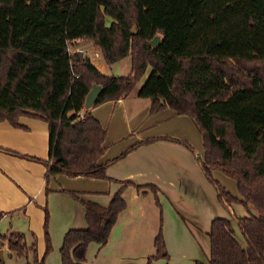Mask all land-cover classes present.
Instances as JSON below:
<instances>
[{
  "label": "trees",
  "instance_id": "16d2710c",
  "mask_svg": "<svg viewBox=\"0 0 264 264\" xmlns=\"http://www.w3.org/2000/svg\"><path fill=\"white\" fill-rule=\"evenodd\" d=\"M81 42L95 47L106 65L129 56L130 72L105 74L86 53L69 52ZM148 68L137 95L149 99L150 113L168 107L192 117L202 137L197 161L217 198L255 209L212 218L208 260L197 264H264V0H0V121L18 127L25 115L46 122L47 159L29 157L47 166L46 179L108 178L111 161L149 141L100 163L106 130L91 113L128 95ZM94 84L100 92L85 107ZM215 169L234 179L238 196L213 178ZM123 183L106 206L83 201L86 225L64 233L60 264H83L89 242L107 241L126 205L122 191L131 182ZM44 211L41 255L36 238L28 243L21 232H0V249L7 243L25 264H45L52 244ZM154 247L143 264L168 258L161 230Z\"/></svg>",
  "mask_w": 264,
  "mask_h": 264
},
{
  "label": "crops",
  "instance_id": "0c3cea01",
  "mask_svg": "<svg viewBox=\"0 0 264 264\" xmlns=\"http://www.w3.org/2000/svg\"><path fill=\"white\" fill-rule=\"evenodd\" d=\"M88 45L84 43L82 47L86 50ZM95 53L91 62L99 71L109 75L130 72L129 56V62L124 57L126 60L106 65L97 49ZM123 61L127 62L125 66ZM133 90L91 109L106 130L105 149L98 162L112 160L133 144L149 140L111 161L105 170L108 178L57 174L46 179L47 166L36 160L47 159L46 122L25 115L19 116L18 127L0 121V232L7 236L21 232L27 242L35 237L41 255L47 209L52 250L46 255L45 264H60L59 247L64 233L69 228L85 227L83 201L106 206L127 180L131 183H126L122 191L124 209L118 213L104 244L88 243L83 264H143L155 252L154 238L159 230L168 258H158L154 264L207 263L210 221L229 216L218 210L215 187L197 161L203 154L198 125L192 117L168 107L150 113L149 99L139 97ZM170 137L186 141L192 149L167 139ZM212 176L238 196L234 180L216 169ZM139 185L146 187L139 189ZM70 191L76 192L77 197ZM228 209L231 217L234 207ZM237 212L242 213L240 208ZM232 224L242 242L236 222ZM4 251H8L7 243L1 248L2 259Z\"/></svg>",
  "mask_w": 264,
  "mask_h": 264
},
{
  "label": "rangeland",
  "instance_id": "374dc122",
  "mask_svg": "<svg viewBox=\"0 0 264 264\" xmlns=\"http://www.w3.org/2000/svg\"><path fill=\"white\" fill-rule=\"evenodd\" d=\"M159 37L158 36H155V40H157ZM82 45H83V43L81 42V43H79L78 44V46L79 47H82ZM84 47V46H83ZM73 48V47H72ZM86 50L88 51V53H89V56H90V58H91V60H95V58H96V53H95V51H96V49L94 48V47H92L91 45H88V47H86ZM126 59L128 60V62H129V57H126ZM125 58H123V60H126ZM123 66H125L126 64H127V62L126 61H123ZM113 70V69H112ZM119 73V72H118ZM122 73V75H126V73L127 72H125V70H123V72H121ZM148 73H149V68L146 70V72L144 73V75H143V77L139 80V82L136 84V86H135V88H134V90L133 91H137L138 90V88H139V86L141 85V83L145 80V78L147 77V75H148ZM228 179H230L231 181H233L234 179L233 178H231V177H228V176H226ZM219 182V181H218ZM234 182V181H233ZM220 183V182H219ZM228 185V184H227ZM217 200H218V210L220 209H222V210H224V212L226 213V214H228V216L230 217V212H229V207L228 206H226L223 202H221L218 198H217ZM228 207V208H227ZM232 207H234V210H235V213H236V215H245V214H247L248 212L245 210V207L243 206V205H241V207H238V205H235V204H233V206ZM238 208H240L241 209V211H242V213H240V212H237V209ZM251 208V209H250ZM247 209H249V211H251V212H255V209L253 208V207H249V208H247ZM231 218V217H230ZM234 221V220H233ZM1 230L3 231V228H1ZM2 233H4V232H2ZM30 241V240H29ZM28 241V243H31V242H29ZM6 245V243H4L3 245H2V249H3V247ZM201 254H203V250H202V252H201ZM2 261H3V263H0V264H25V258H23V257H20V256H16V255H13V254H10V252L9 251H4V254H3V259H2Z\"/></svg>",
  "mask_w": 264,
  "mask_h": 264
},
{
  "label": "water",
  "instance_id": "95a60500",
  "mask_svg": "<svg viewBox=\"0 0 264 264\" xmlns=\"http://www.w3.org/2000/svg\"><path fill=\"white\" fill-rule=\"evenodd\" d=\"M157 40H153V43H155ZM100 92V86L97 84L92 85V87L89 89L88 93L85 96L84 100V106L90 107L92 103L94 102L95 98L97 97L98 93ZM0 260H2V253L0 249Z\"/></svg>",
  "mask_w": 264,
  "mask_h": 264
},
{
  "label": "built area",
  "instance_id": "2783aa9c",
  "mask_svg": "<svg viewBox=\"0 0 264 264\" xmlns=\"http://www.w3.org/2000/svg\"><path fill=\"white\" fill-rule=\"evenodd\" d=\"M68 50H69V52H73V51L84 52V53H86L89 56L88 51L85 50L83 47L77 46V47L72 48L71 46H69ZM89 58H90V56H89Z\"/></svg>",
  "mask_w": 264,
  "mask_h": 264
}]
</instances>
